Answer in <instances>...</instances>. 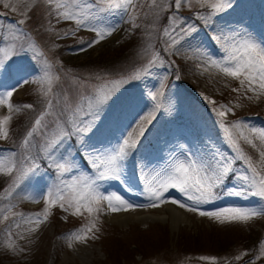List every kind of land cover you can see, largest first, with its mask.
<instances>
[{"label": "rangeland", "instance_id": "374dc122", "mask_svg": "<svg viewBox=\"0 0 264 264\" xmlns=\"http://www.w3.org/2000/svg\"><path fill=\"white\" fill-rule=\"evenodd\" d=\"M134 3L135 9L130 11L136 17V27L127 22V16L124 21H120L118 17L110 18L119 24V28L98 45L81 52L82 45L78 41L81 38L94 39L95 33L79 29L74 34L64 35L66 30L75 29L74 21L58 19L52 6L45 0H0V13H3L0 15V24H17L19 20H25L23 25H17L23 35L16 41V51L19 54L10 65L13 69L23 68L24 72L14 74L13 78L4 77L2 83L5 89L11 90L17 87L16 81L21 75L29 80V83L21 84L10 98V103L20 106V110L11 113V119L6 125L8 135L0 138L6 148L9 147L8 140L20 141L12 144L9 149H0V156L14 153L17 164L25 166L24 157L29 155V151L22 141L35 118L47 109L49 101L53 106V114L46 119L51 134L55 128L56 114L64 113L60 119L66 120V107L70 105L75 109L80 104L81 93H88L103 80L128 79L137 70L147 67L157 55L153 47L156 42L162 45L169 61L163 63L159 56L155 66L150 69V74L142 75L138 80H128L113 99L104 122L92 137V142L97 143L114 136L119 137L126 130L125 126L130 129L141 115H146L151 106L147 93L155 92L162 82L165 107L157 114L129 163L133 177L136 161H150L153 166L159 165L172 152L179 154L181 145L190 147L192 151H207L212 147L220 152H230L212 111L221 104L233 109L226 114V120L241 119L257 127H264V117L260 119L249 116L251 109L263 100L264 95L257 98L247 91L246 86L240 91H233L241 88L239 82L215 68L207 67L205 59L196 51L198 47L204 46L213 56L221 55L217 46L208 38L209 29L201 21L194 19V13H206L207 6L201 8L195 0H192L190 7L181 5L179 15L188 22L197 24L199 31L193 38L182 41L171 52H167L165 48L169 41L164 35V28L169 23L168 17L175 11L173 0H134ZM233 3V11L230 9L221 14L216 21L217 27L246 28L264 40V0H233ZM238 3L240 5L235 9ZM134 34L137 41L126 49L124 58L115 63V67L106 64L97 66L100 60L110 54L111 48H117L119 42H123L125 38L128 40L129 35ZM32 46H35V53L38 54L35 57ZM44 61L51 65L49 72L53 83L49 95L41 91L39 82ZM44 91H47V84L44 85ZM205 97L209 99L206 100ZM223 97L227 98L226 102L222 100ZM237 98L239 99L236 100ZM32 99L34 104L30 103ZM24 105L32 107L25 108ZM8 114L7 107L0 105V117ZM32 140L36 148L31 150V155L37 156L36 162L40 164L36 175L42 179L25 181L19 189L12 191L15 173L0 174V264H248L241 261L251 254L255 256V253L260 259L250 264H264V255L259 254L262 251L260 242L264 240V215L247 222L221 223L175 205L186 216L176 226H173L169 214L163 220L144 218L142 221H134L128 217L124 220L108 219L116 213H130L136 209H142L145 213L156 212L157 208L162 210L170 202L156 209L145 207L92 215L84 210L75 214V210L71 208L65 211L56 204L49 205L45 213L44 200L38 193L46 187L45 181L51 182L50 177L54 173L47 168L39 151L44 137L37 134ZM256 143L259 146V142ZM240 145L253 161L259 160V155L253 148L243 141H240ZM77 163L84 168L88 167L82 160ZM45 172L50 175H43ZM109 183L110 187L108 184L105 187L133 204L148 203L142 190L134 191L122 181ZM231 186L229 181V187ZM9 191H12L11 195ZM5 193L9 195L8 198ZM165 196L183 199L175 190H169ZM256 203L257 198L254 197L244 200L224 196L213 205L203 207L205 210H214L230 204L255 206ZM104 207H107L106 204ZM11 213H20L22 218L13 217ZM32 213H40L41 222L38 226L26 222ZM45 215L47 219H44ZM5 216H8L7 220L4 219ZM76 223H80L79 228L67 227ZM92 224L95 227L87 232L86 240H77L71 235L74 232L84 234L80 230ZM31 228H35V231H30ZM244 231H248L247 245L239 243V236ZM190 239H198L201 252L187 253L193 251L191 246L188 247L191 250H185ZM146 240L155 245H146ZM202 256L216 257V261L201 260ZM237 256L240 259H236Z\"/></svg>", "mask_w": 264, "mask_h": 264}, {"label": "snow or ice", "instance_id": "6c2138e0", "mask_svg": "<svg viewBox=\"0 0 264 264\" xmlns=\"http://www.w3.org/2000/svg\"><path fill=\"white\" fill-rule=\"evenodd\" d=\"M45 2L52 6L58 19L74 21L75 29L66 30L64 35L74 34L79 29L95 33L94 39L81 38L78 41L82 45L81 52L98 45L119 28V24L110 18L118 17L120 21H124L127 16V22L136 27V17L130 11L135 9L134 0H45ZM195 2L201 8L207 6L208 11L194 13V19L201 21L209 29L208 38L221 53L213 56L206 47H198L196 51L205 59L207 67L215 68L225 76L237 80L241 88L233 91H240L246 86L247 91L252 92L257 98L264 95V40L246 28L217 27L216 21L220 15L234 7L233 0ZM191 3L192 0H173L175 11L168 17L169 23L164 28V35L169 41L165 51L171 52L182 41L193 38L198 33L197 24L188 22L179 15L181 5L186 4L190 7ZM24 23L25 20L21 19L17 24H0V105L6 106L9 110L8 115L0 117V138L8 135L6 125L11 119V113L20 110V106L10 103V98L21 84L29 83L23 75L16 81L17 87L11 90L5 89L2 83L4 77L13 78L14 74L24 72L23 68L10 67L12 60L19 54L16 51V41L23 35L17 25ZM32 48L35 57L38 54L35 53V46ZM157 59L159 56H154L147 67L137 70L128 79L103 80L100 85L93 86L88 93H81L80 104L75 109L70 105L66 107L65 112L68 114L66 120L60 119L64 113L56 114L55 128L51 134L46 119L53 114V106L49 101L47 109L35 118L22 141L23 146L29 151V155L24 157L26 165H18L14 153L0 156V174L15 173L12 191L19 189L25 181L42 179L36 175L40 170V164L36 162L38 157L31 155V150L36 148L32 138L41 134L44 141L39 151L47 168L54 173L50 177L51 182L45 181L46 187L38 193L44 200L45 213L49 205L56 204L65 211L71 208L75 210V214H80L84 210L92 215L106 211L115 213L135 208H157L170 202L181 209L198 213L202 217L214 218L221 223L247 222L264 215V127H257L241 119L227 121L226 114L233 109L224 104L219 105V108L214 107L212 111L230 152H220L212 147L207 151H192L190 147L181 145L179 154L172 152L159 165L153 166L150 161H136L134 175L142 186V194L146 195L147 204H133L124 196L109 190V182L122 181L131 188L133 174L130 173L129 163L157 114L165 107L163 83L161 82L155 92L147 93L152 102L151 106L146 115H141L130 129L125 126L126 130L121 132L119 137L114 136L112 139L97 143L92 142V137L104 122L107 109L122 86L127 84L128 80H138L142 75L150 74V69L155 66ZM41 67L43 69L39 81L41 91L49 95L53 83L49 72L51 65L44 61ZM45 84L47 91H44ZM240 141L258 153V161H253V158L243 150ZM78 160L84 161L88 167L84 168L77 163ZM43 175L50 173L45 172ZM106 184L109 187H105ZM169 190H175L183 199L166 197L165 193ZM12 191H9V195ZM224 196H235L244 200L254 197L257 198V203L255 206L230 204L214 210L204 209L203 206L212 205L215 201L222 200ZM11 215L21 217L20 213ZM4 219L7 220L8 216ZM44 219H47V215ZM26 222L38 226L41 222L40 213L29 214ZM93 227L95 224L82 228L80 232L84 234L74 232L71 235L77 240H86L87 232L92 231ZM30 231H35V228H31ZM260 243L261 255H264V240ZM200 259L216 261V257L211 256H202ZM236 259L240 257L237 256Z\"/></svg>", "mask_w": 264, "mask_h": 264}, {"label": "trees", "instance_id": "16d2710c", "mask_svg": "<svg viewBox=\"0 0 264 264\" xmlns=\"http://www.w3.org/2000/svg\"><path fill=\"white\" fill-rule=\"evenodd\" d=\"M127 37V36H126ZM129 39L127 40V38H125V40H123V42H119V44L116 46L117 48H111L112 49V51L110 52V54L105 58V59H102V60H100V62H99V64H97V66H104V65H102V64H106V65H108V66H111V65H113V67H115L116 66V64L115 63H118L120 60H122V58H124V54H125V52H127L126 51V49H129L130 47H131V45L133 44V42L135 43V41H137V36L134 34V35H129ZM90 38V37H89ZM89 38H86V40H91V39H89ZM81 45V44H80ZM127 45H129V46H127ZM154 51L157 53V55L158 56H160V58H161V60L163 61V63L164 62H166V61H169V59L167 58V56H166V54H165V52L163 51V47H162V45L160 44V43H158V42H156L155 44H154ZM99 59V58H98ZM99 61V60H98ZM94 62V61H93ZM89 63H92L91 61H89ZM95 63H97V62H95ZM114 64H115V66H114ZM171 75H173L172 73H171ZM236 81V80H235ZM234 81V82H235ZM229 93V92H228ZM229 99V98H228ZM239 98H237L236 100H238ZM38 100V99H37ZM223 101H227V98L226 97H223V99H222ZM33 101H34V99H32L31 101H30V103L31 104H34L33 103ZM38 102H39V100H38ZM249 116L250 117H258V118H260V119H263V117H264V98H263V100H261L258 104H256L252 109H251V111H250V113H249ZM17 140H15V141H10V140H8V142H9V147L8 148H6V146L5 145H3L1 142H0V149H3V148H6V149H9V148H11L12 147V144H14L15 142H16ZM136 186V188H138L139 186H141L140 185V182H139V180H137L136 179V177L134 176V178L132 179V184H131V186ZM7 198L9 197V195L7 194V193H5L4 194ZM216 202V201H215ZM213 205V204H212ZM205 206H211V205H205ZM79 226H80V223H76V224H74L73 226H67L68 228H72V229H74V228H79ZM253 231V230H252ZM256 233H257V231H256ZM247 234H248V231H244L243 233H242V235L241 236H239V243H241V242H244L245 243V245H247L248 244V242H247V238H249V237H247ZM181 239V238H180ZM188 246L185 248V250L187 249V250H191V249H188V247H192L193 248V251H191V252H188L187 251V253H196V252H201V247H200V244H199V241H198V239H195V240H192L191 241V239L190 240H188ZM149 243H151V244H153V245H155V243L154 242H152V241H150V240H146V242H145V244L147 245V244H149ZM119 245V244H118ZM121 245V244H120ZM254 254V253H253ZM260 254V256H262L261 255V253H259ZM256 256V258H255V260H252L254 257ZM255 256H253L252 254L250 255V256H248V258L247 259H244V260H248L249 261V259H250V261H252L253 263L254 262H256V261H259V259H260V257H258V255H257V253H255ZM159 259L161 260V258L159 257ZM163 261V260H162Z\"/></svg>", "mask_w": 264, "mask_h": 264}, {"label": "bare ground", "instance_id": "6f19581e", "mask_svg": "<svg viewBox=\"0 0 264 264\" xmlns=\"http://www.w3.org/2000/svg\"><path fill=\"white\" fill-rule=\"evenodd\" d=\"M156 209V208H155ZM167 212V213H166ZM166 214H169L170 219L172 220L173 226H176L177 223L184 221L186 219L185 213L182 212L181 209H179L174 204H167L164 206V208L161 210V208H157L156 212H143L142 209H136L134 211H131L130 213H116L114 215H111L108 217L110 221L112 220H121L126 217L129 218V220H144V218H148L150 220H163V218L166 216Z\"/></svg>", "mask_w": 264, "mask_h": 264}]
</instances>
